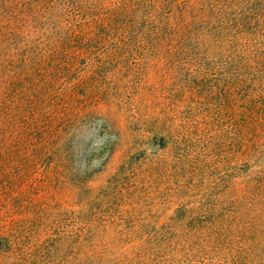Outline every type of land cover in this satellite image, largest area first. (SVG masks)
Instances as JSON below:
<instances>
[{"label":"trees","instance_id":"trees-1","mask_svg":"<svg viewBox=\"0 0 264 264\" xmlns=\"http://www.w3.org/2000/svg\"><path fill=\"white\" fill-rule=\"evenodd\" d=\"M0 264H264V0H0Z\"/></svg>","mask_w":264,"mask_h":264},{"label":"rangeland","instance_id":"rangeland-1","mask_svg":"<svg viewBox=\"0 0 264 264\" xmlns=\"http://www.w3.org/2000/svg\"><path fill=\"white\" fill-rule=\"evenodd\" d=\"M134 66V65H133ZM132 69L135 70V74H132L129 79L124 80V84H128L129 87L127 90H125V94L123 96V100L125 103H123V107H127L129 110L135 108H141L142 111H145L146 106H151L150 102L151 100H147L148 93L152 89L153 86L156 85V79L152 74L150 76H147V72L149 71L147 69L146 64H143L141 66L136 65ZM146 69V74L142 73L141 70ZM138 71V72H137ZM116 82V80H114ZM120 84L117 82V85ZM132 86V87H131ZM148 104V105H147ZM121 159L118 157L117 160L114 161L110 169L105 173L104 176L99 177L96 179L92 184L93 187L102 184L105 180H107L110 176H112L120 164ZM217 177L216 174H211L209 176H205L203 174H200L198 176L190 175L188 178L184 179L181 177L175 178L173 180H169L168 177H166L165 181H158L156 185H154L155 190L159 194H164L167 196V199L165 201V205L163 208L165 209H172L174 208L177 203L179 202L178 198H175L174 196L171 197L170 190L171 188H176L177 186H183V193L186 194V196H190L192 198L191 201H194L195 198L201 196L207 188L214 189V182L215 178ZM205 184H207V187H205ZM58 191L61 192L62 199L57 202L59 205V209L66 208L69 210L76 209L75 203L77 201L76 198H74V192L73 188L70 186L69 182H66L61 186V188H58ZM214 194V190L212 191ZM149 203L146 206H149L150 204L156 203V200H148ZM147 210H151L154 208H148ZM66 227L68 223H65ZM64 224V226H65ZM59 226H63V223H59ZM60 229L62 230V228Z\"/></svg>","mask_w":264,"mask_h":264}]
</instances>
